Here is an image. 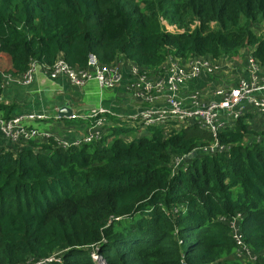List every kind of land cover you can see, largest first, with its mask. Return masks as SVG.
I'll list each match as a JSON object with an SVG mask.
<instances>
[{"label": "trees", "instance_id": "16d2710c", "mask_svg": "<svg viewBox=\"0 0 264 264\" xmlns=\"http://www.w3.org/2000/svg\"><path fill=\"white\" fill-rule=\"evenodd\" d=\"M257 25L264 0H0V83L32 60L85 68L90 54L151 77L171 59L249 51L264 67ZM12 108L0 87V114ZM109 116L91 142L0 149V264H97L96 250L107 264H264V119L247 111L215 135L197 121ZM217 141L226 148L201 149Z\"/></svg>", "mask_w": 264, "mask_h": 264}, {"label": "built area", "instance_id": "2783aa9c", "mask_svg": "<svg viewBox=\"0 0 264 264\" xmlns=\"http://www.w3.org/2000/svg\"><path fill=\"white\" fill-rule=\"evenodd\" d=\"M248 65V79L240 80L235 85H217L209 90H185L184 85L199 79L203 74H212L222 66V61L205 57H190L187 59H171L164 75L151 77L147 71H142L138 65H127L123 61L112 64H100L94 54H90L85 68L71 67L65 60L59 58L53 64H47L32 60L26 72L21 74L22 82L30 84L38 70L52 79L66 76L74 86L82 87L90 81L97 83L105 89H114L125 78L128 79L126 89L132 93L139 103V110L130 118L144 125L156 123L166 124L168 120H175L182 124L189 121H197L202 128L214 133L226 126L231 121L247 112L248 105H252L259 113L264 115V67L250 53L245 57ZM230 65L236 66L237 60L225 59ZM105 110L95 112L91 117L94 123L89 132L82 139L68 142L61 140L64 146L71 144L80 145L82 142H91L101 135L98 127L102 126L104 119L99 117ZM224 114V115H223ZM77 118V114H72ZM86 117V116H85ZM44 115L35 113L16 114L11 117L0 116V131L8 139L10 144L22 140L39 139L49 137L47 131H40L35 127ZM226 147L218 141L201 147L208 153L222 151ZM185 156L178 157L174 161V169L181 166ZM236 227L234 237L238 244H243V234L238 231V221L232 222ZM238 229V230H237ZM97 248V247H96ZM247 257L255 260L256 256L245 248ZM97 264H107L106 259L97 250L92 253ZM54 257L46 258L35 264H42L53 260ZM32 264V263H28Z\"/></svg>", "mask_w": 264, "mask_h": 264}, {"label": "crops", "instance_id": "0c3cea01", "mask_svg": "<svg viewBox=\"0 0 264 264\" xmlns=\"http://www.w3.org/2000/svg\"><path fill=\"white\" fill-rule=\"evenodd\" d=\"M245 57L236 58L238 62L236 66L222 60V66L218 71L212 74H203L199 79L184 85L183 89L204 91L217 85H235L240 80L248 79V65ZM127 82L128 79L125 78L114 89H107L108 92L106 93L104 92L105 88H102L95 80L82 86L94 90L96 87L99 88L98 103L94 101L91 96L93 93L90 90L87 91V89L72 85L66 76L52 79L41 70L36 72L35 78L30 84H24L20 74H4L0 87L2 89V100L4 103L13 106L12 113L14 115L29 113L44 115L45 118L38 120L35 127L42 132H49L59 141L73 142L86 136L90 126L93 125L94 119L87 118V116L91 117L101 109L105 110L104 113H108L105 117L104 115L100 116L104 118V122L106 117L108 123L111 122L109 116L111 114L118 115V119H122L129 124L132 123L133 120L130 117L139 110L140 103L126 89ZM78 87L80 89H75ZM62 109L65 111L60 113ZM246 110L257 114L256 121L254 120L257 124L263 119L260 117L262 114L252 105H248ZM1 113L5 114L4 111ZM72 114H77L78 117H70ZM102 126L98 127L99 130ZM8 145H10L8 139L0 131V149Z\"/></svg>", "mask_w": 264, "mask_h": 264}, {"label": "rangeland", "instance_id": "374dc122", "mask_svg": "<svg viewBox=\"0 0 264 264\" xmlns=\"http://www.w3.org/2000/svg\"><path fill=\"white\" fill-rule=\"evenodd\" d=\"M255 30H257V32L260 33V34L263 33V32H264V25H257V27H255ZM82 88L87 89V88H89V87H82ZM75 89H80V88L78 87V88H75ZM89 90L93 93L91 96L93 97L94 101H95L96 103H98V102H97V97H98V94H99V88L96 87L95 90H94V89H87V91H89ZM104 90H105V91H104L105 93L108 92L107 89H104ZM94 91H95V92H94ZM260 117H262V118L264 119V116L260 115ZM37 124H38V122H35V123H34L35 126H37ZM39 125H40L41 127H43L42 124L39 123ZM139 132H143V128H142V127H140V128H138V129H135V130L131 131L130 135H131V136H135V135H137Z\"/></svg>", "mask_w": 264, "mask_h": 264}, {"label": "water", "instance_id": "95a60500", "mask_svg": "<svg viewBox=\"0 0 264 264\" xmlns=\"http://www.w3.org/2000/svg\"><path fill=\"white\" fill-rule=\"evenodd\" d=\"M65 110L64 109H62L61 111H60V113L61 112H64ZM193 155H196V152H193L192 154H190L189 156H188V158H191Z\"/></svg>", "mask_w": 264, "mask_h": 264}]
</instances>
